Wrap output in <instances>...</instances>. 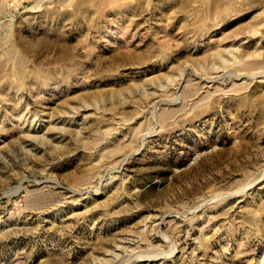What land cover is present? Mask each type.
<instances>
[{
  "label": "rangeland",
  "instance_id": "obj_1",
  "mask_svg": "<svg viewBox=\"0 0 264 264\" xmlns=\"http://www.w3.org/2000/svg\"><path fill=\"white\" fill-rule=\"evenodd\" d=\"M0 264H264V0H0Z\"/></svg>",
  "mask_w": 264,
  "mask_h": 264
}]
</instances>
